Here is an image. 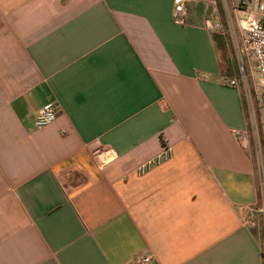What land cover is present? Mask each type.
<instances>
[{"label":"crops","instance_id":"1","mask_svg":"<svg viewBox=\"0 0 264 264\" xmlns=\"http://www.w3.org/2000/svg\"><path fill=\"white\" fill-rule=\"evenodd\" d=\"M221 7L181 26L174 0H0V264H264Z\"/></svg>","mask_w":264,"mask_h":264},{"label":"built area","instance_id":"2","mask_svg":"<svg viewBox=\"0 0 264 264\" xmlns=\"http://www.w3.org/2000/svg\"><path fill=\"white\" fill-rule=\"evenodd\" d=\"M189 1L174 0L173 20L177 25L183 26L187 24ZM223 12L225 20L218 18L208 20L206 29L213 35L226 36L231 39L243 76L246 72L244 66L246 61L255 65L259 76V99L264 103V0H254L253 5L246 9L233 7L232 11L225 4ZM242 80L244 83V77ZM222 84L233 88L239 86L237 80L227 78L222 80ZM57 115L58 110L55 104H49L36 114L35 126L37 128L46 127L55 122ZM256 139L255 145L260 161L259 190L264 227V148L260 145L258 136ZM240 212L245 215L244 224L249 228H255L256 221L253 218L255 208L252 205H247L241 207ZM150 261V258H144L140 261V264H148Z\"/></svg>","mask_w":264,"mask_h":264},{"label":"rangeland","instance_id":"3","mask_svg":"<svg viewBox=\"0 0 264 264\" xmlns=\"http://www.w3.org/2000/svg\"><path fill=\"white\" fill-rule=\"evenodd\" d=\"M222 7L225 4L231 9L233 7H238L242 9L249 8L253 5L254 0H218ZM245 3V4H244ZM221 7V8H222ZM222 20H225L224 12H220ZM227 38L228 48L230 53V58L234 62L235 70L233 76L240 81L241 91L243 93V99L245 104V109L249 121V129L251 132V141L254 149L256 148L255 141L258 140L260 145L264 148V103L259 99V76L255 65L252 62H245V74L241 73L240 64L237 62L232 41L229 37ZM243 77L245 79L243 83ZM263 242H264V229H263Z\"/></svg>","mask_w":264,"mask_h":264},{"label":"trees","instance_id":"4","mask_svg":"<svg viewBox=\"0 0 264 264\" xmlns=\"http://www.w3.org/2000/svg\"><path fill=\"white\" fill-rule=\"evenodd\" d=\"M263 256H264V254H263Z\"/></svg>","mask_w":264,"mask_h":264}]
</instances>
